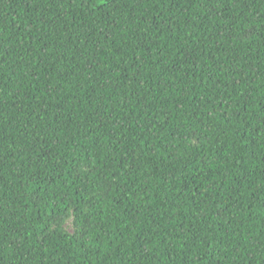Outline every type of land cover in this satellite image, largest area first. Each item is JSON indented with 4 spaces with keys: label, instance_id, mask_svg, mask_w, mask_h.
<instances>
[{
    "label": "trees",
    "instance_id": "16d2710c",
    "mask_svg": "<svg viewBox=\"0 0 264 264\" xmlns=\"http://www.w3.org/2000/svg\"><path fill=\"white\" fill-rule=\"evenodd\" d=\"M0 264H264V0H0Z\"/></svg>",
    "mask_w": 264,
    "mask_h": 264
}]
</instances>
